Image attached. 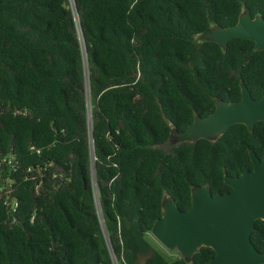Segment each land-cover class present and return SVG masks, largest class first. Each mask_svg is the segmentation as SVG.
Listing matches in <instances>:
<instances>
[{
    "label": "trees",
    "instance_id": "1",
    "mask_svg": "<svg viewBox=\"0 0 264 264\" xmlns=\"http://www.w3.org/2000/svg\"><path fill=\"white\" fill-rule=\"evenodd\" d=\"M244 8L264 18V0H0V264H208L149 235L165 194L186 210L264 158V121L162 147L241 81L264 93V50L199 37ZM250 239L264 252V219Z\"/></svg>",
    "mask_w": 264,
    "mask_h": 264
},
{
    "label": "water",
    "instance_id": "2",
    "mask_svg": "<svg viewBox=\"0 0 264 264\" xmlns=\"http://www.w3.org/2000/svg\"><path fill=\"white\" fill-rule=\"evenodd\" d=\"M199 37L215 42L223 50L232 38L251 40L255 50H264V18L252 16L244 8L235 23L212 25ZM240 94L238 100L217 98L209 114L195 115L174 137L177 130L172 128L167 140L172 144L200 138L215 141L236 123L252 130L256 122L264 121V93L253 98L241 81ZM248 155L250 169L239 175H228L224 171L223 183L230 191L212 195L209 185L192 186L190 207L186 210H181L175 200L165 194L161 215L153 221L150 234L164 248L177 251L187 263L205 246L214 251L208 264H264V252L258 251L250 239L255 221L264 219V158L261 160L252 148H248Z\"/></svg>",
    "mask_w": 264,
    "mask_h": 264
},
{
    "label": "rangeland",
    "instance_id": "3",
    "mask_svg": "<svg viewBox=\"0 0 264 264\" xmlns=\"http://www.w3.org/2000/svg\"><path fill=\"white\" fill-rule=\"evenodd\" d=\"M149 240L153 244V246L161 252L166 258L169 260L176 258L179 256V253L175 250H168L164 248L151 234L149 235Z\"/></svg>",
    "mask_w": 264,
    "mask_h": 264
},
{
    "label": "built area",
    "instance_id": "4",
    "mask_svg": "<svg viewBox=\"0 0 264 264\" xmlns=\"http://www.w3.org/2000/svg\"><path fill=\"white\" fill-rule=\"evenodd\" d=\"M4 161H6L8 164L11 163L10 160H5V159H4ZM9 185H10V181L8 180V181L6 182V184H5V186H8V187L6 188V191H7V192H10V187H9ZM37 186H38V185H37ZM5 203L7 204V208H8V210H9V213H10V214H11L12 212L15 211V209H16V207H17V202H16L15 200H13L12 196L9 195V196H8V199H7V201H5ZM114 264H117L116 260H114Z\"/></svg>",
    "mask_w": 264,
    "mask_h": 264
},
{
    "label": "flooded vegetation",
    "instance_id": "5",
    "mask_svg": "<svg viewBox=\"0 0 264 264\" xmlns=\"http://www.w3.org/2000/svg\"><path fill=\"white\" fill-rule=\"evenodd\" d=\"M178 132H180V131L174 132V133H173V137H174ZM171 145H173V144L170 142V140H167L166 143H164V144L162 145V147L167 148V147H169V146H171Z\"/></svg>",
    "mask_w": 264,
    "mask_h": 264
}]
</instances>
